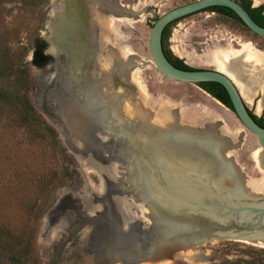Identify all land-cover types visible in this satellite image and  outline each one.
I'll return each instance as SVG.
<instances>
[{"label":"rangeland","instance_id":"rangeland-1","mask_svg":"<svg viewBox=\"0 0 264 264\" xmlns=\"http://www.w3.org/2000/svg\"><path fill=\"white\" fill-rule=\"evenodd\" d=\"M32 1L0 0V98L26 96L44 124L21 125L9 108L0 120V264H48L55 246L69 236L68 227L76 213L84 217L98 213L93 217L100 221L82 227L66 246L58 264H122L109 262L98 251L106 232V219L111 215L118 223L140 231L147 229L150 221L141 215L126 188L127 166L120 163L114 151L115 141L103 135L91 139L90 132L85 135L83 127L88 128V123L76 110L74 116L64 108H55V117L45 111L44 95L52 82L53 70L51 65L40 68L32 63V42L36 36L42 37L48 44L46 53L51 55V0ZM192 1L195 0H122L124 8L136 11L137 15L126 12L100 20L104 34L112 42L108 49L124 55L119 58L124 62H132L130 73L127 72L130 79L116 90L124 93L122 115L126 121H135V131L152 127L147 120L134 116L132 107L136 104L148 109L152 115L150 123L163 130L176 122L199 129L214 126L218 134L234 143L228 154L244 172V183L255 194H264V166L252 157V152L261 148L258 137L233 110L200 86L165 76L151 56L150 34L157 18ZM252 3L260 6L264 0ZM98 38V42H104L100 34ZM239 40L264 50V37L245 29L234 18L204 10L174 22L165 49L192 67L217 68L211 55L213 50L228 43L239 48ZM84 54L80 52L81 60ZM25 69L26 73H18ZM108 73L110 78L113 71ZM251 96L249 108L263 116L264 103L261 106L260 101H264V88L257 86ZM48 101L49 105L54 102L50 96ZM67 102L69 106L74 103L69 97ZM111 107L116 124L121 126L116 105ZM161 110L171 112L166 120L172 125L160 126L154 121ZM105 122L107 119L101 123ZM47 126L53 128L56 139L46 132ZM73 201L81 210L73 207ZM28 244V256L21 257L19 252ZM263 257V245L216 239L192 247L169 248L141 264H244V260Z\"/></svg>","mask_w":264,"mask_h":264},{"label":"water","instance_id":"water-1","mask_svg":"<svg viewBox=\"0 0 264 264\" xmlns=\"http://www.w3.org/2000/svg\"><path fill=\"white\" fill-rule=\"evenodd\" d=\"M213 6L230 8L253 32L264 37V27L254 20L239 0H195L173 8L157 18L150 34L151 56L158 70L175 81L196 85L202 82L220 83L230 96L234 112L244 126L258 137L264 153V127L252 116L251 109L232 78L217 68L181 69L170 61L164 51L163 32L171 22ZM126 12L137 15L136 11L123 7L116 15ZM56 28L55 33L63 35L64 28ZM82 28L84 32L81 40L69 38L64 41L60 38H52L51 51H57L58 59L59 52L71 53L68 57L75 60L79 58L76 57L77 48H89L88 56L85 57L86 62L78 64L85 67L90 62L96 65L101 59L107 61L104 55L114 58L120 67H116L115 62H112L113 73L106 84L111 93L104 91L106 90V87H103L104 80H98L95 82V89L100 97L103 96L105 103L102 102V105L97 107L85 108L87 95L82 96L79 90L87 89L94 81L89 76L85 80V87H80V79L71 80L75 82L70 83L67 74L70 73L69 76L73 78L76 74V67H73L76 64L73 63L70 65L72 68L65 66L64 70L52 79L44 95V109L54 117L55 108H64L74 113L72 109L75 108L69 106L68 99L61 100L59 97L65 91L73 92V95L65 92L66 96L64 94L63 96L69 97L72 103L76 102L72 104L73 106L77 104L84 108L85 111L83 110L82 113L85 115L82 118L87 119L89 130L97 131L106 137L116 136V139L112 138L115 139L116 144L118 140L124 143L122 148L125 150L123 152L120 150L116 154L120 158V163L127 166L126 188L130 191L132 200L139 206L141 215L143 213L150 221L149 227L140 231L138 228L118 223L110 215L109 219H106V232L98 249L100 256L109 262L141 264L169 248L192 247L216 239L242 240L264 246V194H255L244 183L246 178L244 172L236 160L228 154L234 143L218 134L214 126L199 129L176 122L172 128L163 130L147 119V123L151 124L154 130L176 141L170 145L173 146L168 152L173 157L165 156L164 161L162 158L161 161L154 163L146 153H143L138 144L140 141L134 132L123 126L120 130L115 129L116 120L111 116L108 117L105 125L97 122L100 112H110L113 103L116 105L119 121L124 122L125 118L122 116L124 94L116 90L118 84L126 85L121 79L118 80V76L129 78V75L123 74L124 71H120V68L125 67L130 73L132 62L119 60L115 51L109 48L110 51L107 44L95 42L90 37L87 39L86 35L92 31L91 29V32L89 31L88 25ZM67 86L69 88L63 90ZM49 96L54 101L50 105ZM131 123L134 125L135 121L131 119ZM175 145H178V152L175 150L177 148ZM179 156L182 158L177 159ZM131 165L133 169L130 168ZM99 221L100 218L97 217H80L70 227L71 236L55 246L54 256L48 264L59 263L64 248L84 225Z\"/></svg>","mask_w":264,"mask_h":264},{"label":"bare ground","instance_id":"bare-ground-1","mask_svg":"<svg viewBox=\"0 0 264 264\" xmlns=\"http://www.w3.org/2000/svg\"><path fill=\"white\" fill-rule=\"evenodd\" d=\"M95 1L98 2L99 6H100L98 8V10H97L98 13H99L98 15H99V19L100 20L107 19V18L111 19L110 17H113L114 15H116L117 11L119 12L121 10V6H122L121 1L122 0H95ZM115 2L120 4V6L116 5ZM102 25L103 24L101 23L99 27H96L97 36L100 34L102 36L101 40L104 41L103 43L108 45V43H110L111 40L106 34H104V30H105L104 28L105 27L102 26ZM97 40L99 41V38H97ZM101 43H102V41H101ZM238 46H239V48L234 47V45L231 44V43H228L226 47H219L218 46V47H216L213 50V53L211 55H213L212 56L213 62L216 65L217 69H219L220 71L226 73L228 76H230L232 78V80L235 82V84L239 88V90H240L244 100L246 101V103H249L250 100H252L251 94L254 93V90L257 88V86H259L260 88H264V50L257 49L250 42H246V41H242V40L238 41ZM81 50L83 52H86V54H84V57L88 56L87 51H89V48L83 47L81 49L77 48V52L78 53H76V57H78L80 52H82ZM121 50H123V49H121ZM115 53H116V56L118 58H120V56L122 55L121 53H119L117 51H115ZM123 54H125V53H123ZM122 56H124V55H122ZM105 59H107V61L105 60L106 62L104 61V59H101L98 62L97 66L95 67V71H94V73H95L94 78L95 79H93L94 82H91V86L89 87L90 89L89 88H87V89L85 88L86 89L85 90V95H87V102H86L87 107L88 106L89 107H91V106H96L97 107L102 102L103 98L100 99L101 97L97 94L99 96V98H98L97 96H95L96 94H94L92 92V90L96 91V89H95L96 88V86H95L96 83L95 82H97L98 80H104V86L103 87H106V90H104V91L108 92V93L109 92L111 93V90H109L108 87L106 86V84L110 80V78L107 76V75H109L108 71H112L113 68H114V67H112V65L114 64L112 62H115L116 67H120V66L117 65L118 63H116L115 59L112 58V57L108 56V57H105ZM119 60H121V59H119ZM249 64H252V65L249 66ZM125 69H126L125 67L124 68L121 67L120 71L122 70V71H124L123 74H126L127 71ZM66 88L68 89V86L64 87L63 90H65ZM65 92L63 93L64 95H65ZM120 93H123V91H121ZM63 94L61 96H63ZM66 99H68V97ZM260 102H261V106H263L264 101L261 100ZM74 103H73V105H74ZM103 103H105V102H103ZM128 104H130V103H128ZM144 104L146 105L147 102L146 103L144 102ZM78 106L81 107L80 105H78ZM73 107L82 116L85 115L84 113H82L83 110H84L83 108L79 110L77 108V106H73ZM129 107H130V105H129ZM113 109H111L110 112L108 111L109 113L106 112V114H105V111L104 112L102 111L103 113L100 112L101 114L97 117V122L98 123L100 122L99 124L102 125L103 123H101V122L103 121V119L106 120V119H108L109 116H111L112 119L116 120L115 116H114ZM132 109L134 111V116L135 117H139L140 120H145L146 121L147 119L148 120L152 119V115L151 116L149 115L148 109H142L140 107V104L134 105L132 107ZM72 111H74V110H72ZM107 113H108V115H107ZM170 113L171 112H168L167 110H161L158 113L159 115L155 116V120L154 121L157 122V124H159L161 126L162 124L167 123L168 119L166 120V117L167 116H171ZM84 120L87 121V119H85V118H84ZM104 125H105V123H104ZM167 125L169 126V125H172V124L167 123ZM83 126H84V123H83ZM148 127H150V126H148ZM148 127H144L142 129L140 128V129H138V130H136L134 132L135 136L140 141V142H138V144L141 146V149H142L143 153L144 154L146 153V155L154 163L158 162V160L161 161L162 158L165 157V156H168L170 158L173 157V155L168 153V152L170 151L171 147L173 146L172 145L170 147V145L173 142H176V141L175 140L173 141L172 139H169L168 137L163 136L161 133H158V131L154 130L152 127H151L152 130L150 128H148ZM167 129L168 128H166V130ZM141 132H144V134H142ZM175 147H177V148H175V150L178 152L179 151L178 150V145H175ZM263 154L264 153L262 151V148L254 150L252 152V157L257 162V164L261 165V166L264 165ZM180 158H182V157L179 156L177 159H180ZM174 160H176V159H174ZM163 161H164V158H163ZM177 162L178 161L176 160L175 163L177 165H179V163H177ZM138 180H140V178Z\"/></svg>","mask_w":264,"mask_h":264},{"label":"flooded vegetation","instance_id":"flooded-vegetation-1","mask_svg":"<svg viewBox=\"0 0 264 264\" xmlns=\"http://www.w3.org/2000/svg\"><path fill=\"white\" fill-rule=\"evenodd\" d=\"M116 5L120 6V4H118V3H116ZM99 7H100L99 3L96 2L95 0H51L50 12H51L52 19H51L50 24H49L50 29H51L50 30L51 33H50L48 39L51 40L52 38H57V39L60 38L61 40L65 41V40H68L70 38V39H73V40H76V41L77 40H81L83 38L82 33L84 32V28H82V27L88 25V27H90L89 31L91 29L92 32L90 31L91 33L86 35L87 39L91 38L93 41L98 42L97 41L98 36H97V32H96V27H98V25L101 22L100 19H99V15H98L99 13L97 11ZM122 7L123 8L125 7V3H122L121 8ZM95 21H97V23H96L97 26L95 24ZM56 27L64 28L65 31L63 32V35H58V34L55 33V31L57 30ZM55 50H56V48H55ZM104 53H106V52H104ZM57 54H58L57 51H54V52L52 51L51 55L48 54L50 56V60L45 65V66L51 65L52 70H53V78H55L56 74H59V72L63 71L65 66H69V68H72L70 65H72L74 63V64H76L75 66H73V67H76L75 68L76 74H75L74 78L71 77V75L69 76L70 73L67 74L68 75L67 80L70 81V83H74L76 80L80 79V87L81 86L85 87L86 86V81H85L86 78H89V76H91V77H93V79H95L94 78V76H95L94 71H95L96 65L94 64V62L93 63L90 62L89 65L86 66V67L85 66H80V65L78 66L79 63L82 64L83 61L86 62L84 57L81 60L80 54L78 55L80 60H79V58H76L75 60L70 59L68 56H70L71 53L69 54L68 52H61V53L59 52V59L57 58ZM91 63H92V65H91ZM71 70H74V69H71ZM89 72H91V73L88 74ZM63 78H61V79H63ZM119 79H121V81L125 82V84H126V81L129 80L130 78L125 79V76L122 75V76H118V80ZM71 80H75V81L72 82ZM120 85L121 84H118V86H120ZM90 86L91 85L89 84L88 88ZM68 88H69V86H68ZM85 90H86L85 88L83 90L84 92L79 90V92H80V94L82 96H84ZM92 92L94 94H96L95 96H97L99 98V96L97 95L98 92H96L95 90L94 91L92 90ZM68 93L70 95H73V92L70 93V91H68L67 94ZM102 97L103 96H101V98ZM124 102H125V99L122 100V107H123V103ZM132 102H133V100H132ZM86 108H88V107H86ZM127 122H131V120L126 121V119H125L124 122L121 123L122 124L121 126L128 128L132 132H135L134 125L132 124L129 127ZM121 126L117 125L116 122H115L114 128L117 129V130H120ZM83 129H84V132H85V134L87 136H88V133L90 132L89 135H91V139H94V138H96V136L98 137V135H101V133H99L97 131L93 132V131L89 130V127H88V131L86 130L87 127H83ZM109 137L115 138V139L117 138L116 136L115 137L109 136ZM115 139H113V140H115ZM114 143H115L114 151L116 153H118L120 150H122V152H123V150H125V148H122V146L124 145L123 142L118 140L117 144H116V141ZM73 203H74L73 207L75 206V207L79 208V210H81V208L78 207L79 204H77L76 201H73ZM76 215H77V217L74 218V220L70 221V224H69V227H68V234H69L68 237L71 236V233H70L71 225H74L79 220L80 217H84V216H79L78 213H76ZM93 215H97L98 216V213H94ZM93 215L92 216H87V217H93ZM78 233H79V231H78ZM76 235H74V237ZM65 240H63V241H65ZM63 241H61V242H63ZM61 242H59V243H61ZM65 248H64V250H65ZM64 250H63V252H64ZM63 252H62V254H63ZM62 254H61V256H62ZM53 256H54V254H53ZM61 256H60V259H61ZM59 262H60V260H59Z\"/></svg>","mask_w":264,"mask_h":264},{"label":"trees","instance_id":"trees-1","mask_svg":"<svg viewBox=\"0 0 264 264\" xmlns=\"http://www.w3.org/2000/svg\"><path fill=\"white\" fill-rule=\"evenodd\" d=\"M33 0L32 2H34ZM240 3L249 11L251 16L254 18V20L264 27V5L260 6H253L252 0H239ZM205 10H211L218 12L222 15L231 17L236 19L240 22V24L247 30L253 32L239 17L238 15L231 10L228 7L224 6H213L210 8H207ZM204 11V10H202ZM184 18V17H183ZM182 19V18H180ZM179 19V20H180ZM178 21V20H176ZM174 21V22H176ZM174 22H171L164 30L163 33V46L164 51L170 61L177 67L181 69H187V70H195L198 68L192 67L185 63L183 59L177 58L172 56L166 49H165V40L169 36L171 31V26ZM33 44V57H32V63L37 67H44L48 61L50 60V56L46 53V49L48 47L47 42L40 36H36L32 42ZM2 70V69H1ZM26 73L25 70H18V73ZM198 86H200L202 89L210 93L215 98L219 99L225 106L230 108L234 111L233 104L231 102L230 96L227 92V90L217 82H202L199 83ZM2 102L0 101V120L3 118V116L6 113V108H9L10 111L13 110V114L15 115L16 122L21 125H27V126H36V125H44L41 120L38 118L34 106L31 104V102L28 100L26 96L21 95H11V96H2L0 98ZM252 116L255 118V120L264 127V115L258 116L256 115L252 110H250ZM46 132L50 134V136L53 137V139H56V133L54 132L53 128L51 126L46 127ZM30 249V244L25 246L20 252L19 255L21 257L28 256ZM244 264H264V257L260 259H253V260H244Z\"/></svg>","mask_w":264,"mask_h":264}]
</instances>
